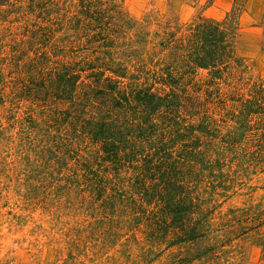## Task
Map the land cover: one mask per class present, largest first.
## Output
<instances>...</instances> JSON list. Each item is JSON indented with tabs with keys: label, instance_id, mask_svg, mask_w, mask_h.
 Listing matches in <instances>:
<instances>
[{
	"label": "rangeland",
	"instance_id": "rangeland-1",
	"mask_svg": "<svg viewBox=\"0 0 264 264\" xmlns=\"http://www.w3.org/2000/svg\"><path fill=\"white\" fill-rule=\"evenodd\" d=\"M203 21L228 38L214 68L194 60ZM141 88L175 103L147 116ZM104 114L136 159L94 141ZM155 150L185 220L139 176ZM0 264H264V0H0Z\"/></svg>",
	"mask_w": 264,
	"mask_h": 264
},
{
	"label": "trees",
	"instance_id": "trees-1",
	"mask_svg": "<svg viewBox=\"0 0 264 264\" xmlns=\"http://www.w3.org/2000/svg\"><path fill=\"white\" fill-rule=\"evenodd\" d=\"M194 35L199 41H196L198 45L200 44L199 48H195L196 50L194 51V60L198 64V66H201L203 68H214L217 65V62L221 63L223 61V56L226 57L227 54L223 53L222 50L227 49V44L228 43V38L225 36V33L223 31H219L218 25H210L207 21H203L202 23H199L195 25L194 28ZM224 43V44H223ZM219 47V48H218ZM220 49L221 54L217 55L214 49ZM217 62L214 60L217 59ZM66 71V70H65ZM61 72V71H60ZM57 73V82L58 86H60L63 77V73ZM69 79V77H68ZM70 81L68 80V83ZM65 91V90H63ZM122 98L126 99L127 102V97L126 96H121ZM133 98L135 99L136 103L142 107L141 110L149 116L150 113H153L157 111L160 107L163 105H169L175 103L173 99H165V98H159L156 97L155 93H150L148 91V88L145 89H139L133 94ZM127 104V103H126ZM116 105H120V102H116ZM253 111V109L251 110ZM101 122H97L95 125V128L92 130L93 138L94 141H101L102 142V151L107 155V157L112 156L114 162H119L120 158H122V161H131L137 158V153L140 152V150L136 149L139 148L138 146H134L131 151H128L127 153L125 152L122 156H119V153L121 150L125 149L127 146H129V140L126 139V135H129L127 132H123L120 130L119 133L121 134L120 137L114 136V138L111 140V136L113 135L112 131H108L110 128V124L112 122H108L105 120L106 116L104 114ZM149 121V120H148ZM147 119L145 120V125H140L137 126L133 131L137 135L135 137H139L140 140H145L148 139L147 137H152L154 135V124L149 123ZM200 131L203 135H210V132H208L206 127L194 125L191 126L189 129V133L185 132L184 134H181L179 138L181 140H184L185 138L190 139V145H192V148H196L198 145H200L202 142L201 140L197 137L194 138V132ZM109 132V133H108ZM132 133V131H131ZM139 141V142H141ZM120 143V146L119 144ZM135 143V142H133ZM133 146V145H130ZM119 148L121 150L119 151ZM165 147L163 146L162 149ZM126 150V149H125ZM139 151V152H138ZM141 153V152H140ZM158 154V150H155V152L152 154H147L144 156L143 162L141 164V172H139V176L143 179H146L150 177V179H155L157 178V174L159 173L160 169V164H154L153 163V157ZM168 157H170L169 154ZM116 158L118 160H116ZM169 159L165 157L164 162H168ZM162 162V164L164 163ZM174 161H170L168 166L172 168L171 165H173ZM175 163V162H174ZM165 166L166 162H165ZM174 167V166H173ZM154 169L152 172L151 170ZM149 175V176H148ZM180 175L175 173L174 168L171 170L163 171L159 174L157 178V183L155 184H162V189L159 191L158 195H160V205L158 207V212H159V219L165 220L164 218L166 216H170L172 220H185L186 215L185 212L188 211L191 206H188L190 201L186 200V198L183 197L182 192L184 191L183 185L179 182L180 180ZM144 181L142 180V183ZM152 190H155L154 188H151ZM155 193L152 194L151 197H154ZM152 198L148 200V202H151ZM166 215V216H165ZM188 215V214H187ZM181 226L184 225L183 222L180 223ZM188 238H194L197 236V232L195 231V227L190 228L186 232ZM186 237V239H187Z\"/></svg>",
	"mask_w": 264,
	"mask_h": 264
}]
</instances>
